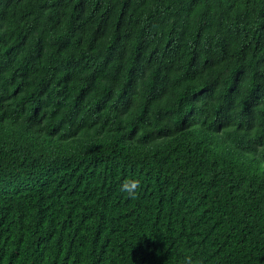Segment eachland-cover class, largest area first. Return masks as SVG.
I'll list each match as a JSON object with an SVG mask.
<instances>
[{
    "label": "trees",
    "instance_id": "obj_1",
    "mask_svg": "<svg viewBox=\"0 0 264 264\" xmlns=\"http://www.w3.org/2000/svg\"><path fill=\"white\" fill-rule=\"evenodd\" d=\"M186 258L264 264V0H0V264Z\"/></svg>",
    "mask_w": 264,
    "mask_h": 264
},
{
    "label": "clouds",
    "instance_id": "obj_2",
    "mask_svg": "<svg viewBox=\"0 0 264 264\" xmlns=\"http://www.w3.org/2000/svg\"><path fill=\"white\" fill-rule=\"evenodd\" d=\"M140 181L135 178H129L122 182L120 191L126 193L128 198L135 199L140 189ZM186 264H192L191 258H186Z\"/></svg>",
    "mask_w": 264,
    "mask_h": 264
},
{
    "label": "snow or ice",
    "instance_id": "obj_3",
    "mask_svg": "<svg viewBox=\"0 0 264 264\" xmlns=\"http://www.w3.org/2000/svg\"><path fill=\"white\" fill-rule=\"evenodd\" d=\"M91 83V82H90ZM89 85H86V87H88ZM238 94H239V92H238Z\"/></svg>",
    "mask_w": 264,
    "mask_h": 264
}]
</instances>
